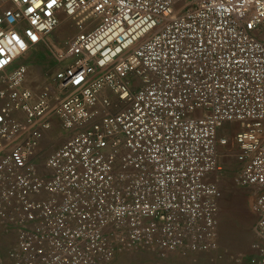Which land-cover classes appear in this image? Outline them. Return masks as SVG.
Masks as SVG:
<instances>
[{"label": "built area", "instance_id": "obj_1", "mask_svg": "<svg viewBox=\"0 0 264 264\" xmlns=\"http://www.w3.org/2000/svg\"><path fill=\"white\" fill-rule=\"evenodd\" d=\"M63 4L75 29L68 43L51 44L57 16L41 43L0 71V233L13 236L11 263L220 257L221 158L233 155L229 176L255 191L250 264H264V0ZM27 22L24 2L0 0V32ZM43 48L58 68L36 88L25 62ZM134 49L147 54L121 74ZM56 127L68 137L40 167Z\"/></svg>", "mask_w": 264, "mask_h": 264}, {"label": "crops", "instance_id": "obj_2", "mask_svg": "<svg viewBox=\"0 0 264 264\" xmlns=\"http://www.w3.org/2000/svg\"><path fill=\"white\" fill-rule=\"evenodd\" d=\"M233 171L234 170H232V172ZM228 173L229 174L225 176L221 183L224 193L219 214V244L221 252L220 257L215 253H198L189 256H182L179 253L171 252L165 258L161 259L148 253H125L118 255L111 264H133L134 262L141 260H146L148 264H250L249 259L255 254L251 246L249 255L244 254V256H242V259L239 258L241 256L238 257L239 253L234 252V249L238 248L239 245H245V243H243L242 245H238L237 241L246 242L245 240L249 237V234L247 233V226L249 225V223H243L246 221H241L244 218L241 212V208L244 205H237L239 202L238 196L230 195L225 197L224 195L226 190H231L233 187H239L234 183L233 178L229 176L231 173ZM244 189H249L250 191H252L255 198V191L253 189ZM254 215L257 218V215L255 213ZM230 230L235 231L236 234L239 231L244 232V234L248 237L245 236L244 240L230 239L229 237H227V234ZM12 241L13 236L0 233V248L3 246H5L6 248L3 250L4 252H0V264H12L8 257V250L12 244ZM248 249L249 248H247L246 250Z\"/></svg>", "mask_w": 264, "mask_h": 264}, {"label": "rangeland", "instance_id": "obj_3", "mask_svg": "<svg viewBox=\"0 0 264 264\" xmlns=\"http://www.w3.org/2000/svg\"><path fill=\"white\" fill-rule=\"evenodd\" d=\"M75 35V29L72 25V21L70 18L63 16L62 23L56 32L52 35L51 44L53 46L63 47L68 43V40ZM29 66V77L28 82L36 88H44L45 86L49 85L50 80L54 73L56 72L58 66L55 63L52 54L50 51L46 49H42V52L32 54L30 59L25 62ZM234 130V128H233ZM232 130V131H233ZM68 134L63 130L56 127V129L50 134V136L44 141V152L43 157L39 161V166L43 167L45 164L46 156L52 152L54 149L60 147L62 143L67 139ZM225 153V152H224ZM222 165L228 169L231 173L232 170L237 168L238 164L236 159L233 155L231 156H224L221 158ZM225 197L230 195H237L239 202L237 205L242 206L241 212L243 217H248L249 220L243 223H249L247 226L249 237L245 240L246 242L237 241V244L245 245L240 246L234 249L235 253H239L238 257L242 259L245 255H249L250 253V246L252 247L253 243L256 242V232L255 227L258 218L254 215L253 205H254V195L252 191L249 189L233 187L231 190L225 191ZM238 206V207H239ZM244 231V230H243ZM254 241V242H253ZM249 248L248 250H246ZM6 249L5 246L0 248V252H4L3 250ZM237 257V256H236ZM133 264H148L146 260L136 261Z\"/></svg>", "mask_w": 264, "mask_h": 264}, {"label": "snow or ice", "instance_id": "obj_4", "mask_svg": "<svg viewBox=\"0 0 264 264\" xmlns=\"http://www.w3.org/2000/svg\"><path fill=\"white\" fill-rule=\"evenodd\" d=\"M16 2L17 4L21 2L26 4L28 22L22 27L18 26L13 28L7 35H5L4 32H0V38H2L0 39V71H7L8 67L15 62V59L22 58L24 54H27L33 47L41 43L43 36L46 35L45 29H50L52 25L57 22V16H63L64 11H66V9H64L63 0H31V6H27V0H16ZM169 11H171V9H169ZM9 15L11 14L9 13ZM42 17L47 19L49 22L45 23ZM151 23L155 25L156 21L153 20ZM248 27L252 28L253 24L249 23ZM148 44L149 37L145 36L140 42H138L136 47L137 49L141 47L146 49ZM9 46H14V51L13 48ZM146 54V51L137 52L134 49L128 57H125V63L119 68L120 73L123 74V72L128 68L129 63L135 67V57L138 56L142 61ZM189 55H191V53H189ZM101 63H103V61H101ZM77 75L79 76V79H77L75 83L80 85L83 81H85L86 77L80 75L79 71L77 72ZM17 83H19V81H17ZM186 83L190 86L192 82L187 81ZM117 91L121 99L129 96V92L127 90L122 92H120V90ZM180 100L184 101V97L181 96ZM184 102L186 103V101ZM160 103H163V101H160ZM137 111H139V109H137ZM172 117L176 118L175 113L172 114ZM3 119L4 117L0 116V120ZM137 119H139V117H137ZM52 191L54 192L55 190L53 189Z\"/></svg>", "mask_w": 264, "mask_h": 264}, {"label": "bare ground", "instance_id": "obj_5", "mask_svg": "<svg viewBox=\"0 0 264 264\" xmlns=\"http://www.w3.org/2000/svg\"><path fill=\"white\" fill-rule=\"evenodd\" d=\"M248 220H249V218L246 217V216L242 219V221H248ZM245 236H247V235H245L244 232L239 231L236 234L235 231H233V230H230L228 232V234H227V237H229L230 239H236V240L237 239H239V240H242L243 239L244 240L245 239Z\"/></svg>", "mask_w": 264, "mask_h": 264}, {"label": "clouds", "instance_id": "obj_6", "mask_svg": "<svg viewBox=\"0 0 264 264\" xmlns=\"http://www.w3.org/2000/svg\"><path fill=\"white\" fill-rule=\"evenodd\" d=\"M14 51V50H13Z\"/></svg>", "mask_w": 264, "mask_h": 264}]
</instances>
